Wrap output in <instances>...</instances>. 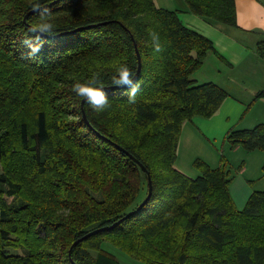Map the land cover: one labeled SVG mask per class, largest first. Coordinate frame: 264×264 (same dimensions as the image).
<instances>
[{
	"label": "trees",
	"instance_id": "16d2710c",
	"mask_svg": "<svg viewBox=\"0 0 264 264\" xmlns=\"http://www.w3.org/2000/svg\"><path fill=\"white\" fill-rule=\"evenodd\" d=\"M185 1L237 26L235 0ZM33 2L55 30L30 56L21 41L39 13L25 19L28 0H0V264H122L106 243L143 264H264V191L239 209L224 156L216 168L196 159L195 178L175 167L185 123L229 97L193 78L213 42L155 0ZM122 63L139 85L134 103L131 86L112 84ZM94 73L111 87L100 113L72 92ZM226 140L264 151V123Z\"/></svg>",
	"mask_w": 264,
	"mask_h": 264
},
{
	"label": "crops",
	"instance_id": "0c3cea01",
	"mask_svg": "<svg viewBox=\"0 0 264 264\" xmlns=\"http://www.w3.org/2000/svg\"><path fill=\"white\" fill-rule=\"evenodd\" d=\"M182 1L184 4L181 2L180 7L171 10H179L183 23L210 39L215 48V52L209 53L193 78L199 83L214 82L229 93V97L214 116L195 117L192 121H187L188 126L183 127L175 167L192 176L196 173L192 174L191 163L198 156L213 168L220 165L214 150L216 146H212L215 156L210 153L208 157H204L206 148L210 149L209 143L218 142V138L223 137L225 141L228 132L236 128L248 129L264 123V95L259 96L260 92H264V56L259 53L260 46L264 47V0H235L237 26L205 20L191 13L186 1ZM168 3L172 5L173 0ZM211 63L213 68L210 70ZM185 128L189 130L191 138L192 135L200 137L199 131L206 137L200 138L201 148L191 161L188 160L187 154L190 153L191 138L184 135ZM182 147L185 150L181 154ZM249 171V167L240 166L235 171L230 185L232 198L239 209L245 207L253 192L250 180H243L241 177ZM236 183L239 188L235 186L232 192V186Z\"/></svg>",
	"mask_w": 264,
	"mask_h": 264
},
{
	"label": "clouds",
	"instance_id": "9594fccd",
	"mask_svg": "<svg viewBox=\"0 0 264 264\" xmlns=\"http://www.w3.org/2000/svg\"><path fill=\"white\" fill-rule=\"evenodd\" d=\"M33 11L39 13L37 20L30 23L28 32L31 35L26 36L21 42L29 49V55L35 56L43 47L44 38L54 34L55 24L51 9H44L39 3L28 0ZM154 42L156 52L161 51L159 34L149 30ZM112 84L116 87L131 86L128 88L129 102H135V94L139 88L138 83L134 80L133 74L127 64H120L115 74L112 76ZM72 92L82 98L97 113L105 111L110 107L109 98L104 91L103 81L99 74L94 73L83 82L76 81L72 85Z\"/></svg>",
	"mask_w": 264,
	"mask_h": 264
},
{
	"label": "rangeland",
	"instance_id": "374dc122",
	"mask_svg": "<svg viewBox=\"0 0 264 264\" xmlns=\"http://www.w3.org/2000/svg\"><path fill=\"white\" fill-rule=\"evenodd\" d=\"M155 1H156V4L158 7L166 8V9H170V10L172 8H175V7H180L181 2H182V4H184V2L182 0H173V4H172L173 6L168 3V1H171V0H155ZM210 66H211L210 67V70H211V68H213L212 63L210 64ZM188 124L189 123L186 122L184 126H186V125L188 126ZM236 129H238V128H236ZM193 132H194V130H193ZM189 134H190L189 130H187V128H185L184 129V135L186 137H190ZM195 134L197 135L196 132H195ZM199 134H200V137L198 135L197 136L192 135V138L190 137L191 138V140H190V153L187 152L188 160H190V161L194 158L196 152L201 148V145H202L201 139L206 138L200 131H199ZM224 143H225V145H223ZM213 145L216 146L214 148V150L217 154L216 156L219 157V164H220L222 156H224L233 166L232 177L234 174H236L235 171H237V169L240 166L247 167V168L249 167L250 171L248 173H246L245 175L241 176L242 179L247 180V181L250 180L249 182H251V184L253 185V192L254 191H264V170H263L264 151L256 150V151L249 152V151H246L244 148H234L233 149L231 147V144L226 140V137H225V141H224V137H223V139L218 138V142H212V143L208 144L210 149L206 148L207 152L204 154L205 158L208 157V155L210 153H212L213 156H215L214 151L212 149ZM181 149H182V152H181V154H182L184 152L185 148L182 147ZM213 156H212V159H213ZM196 159H201V160L205 161V159H203L200 156L196 157L195 160ZM205 162L208 163L207 161H205ZM3 169H4V167L2 166V168H0V171H2ZM191 169H192V174L196 173L195 175H192L191 177L195 178L201 174L200 170H198L194 166V162L191 163ZM186 174H188V173H186ZM235 186L238 187L237 183H236V185L232 186V192H233V190H235ZM106 246H107V248L112 250L115 253V255H117V257L119 258V260L122 264H143L142 262H140V261L134 259L133 257L125 254L120 249H118L112 245H111L112 246V248H111L109 243H106ZM10 251H12L14 253L17 252V250H14V249H11Z\"/></svg>",
	"mask_w": 264,
	"mask_h": 264
},
{
	"label": "water",
	"instance_id": "95a60500",
	"mask_svg": "<svg viewBox=\"0 0 264 264\" xmlns=\"http://www.w3.org/2000/svg\"><path fill=\"white\" fill-rule=\"evenodd\" d=\"M34 12H35V11H33V10H31L30 12H28L27 15L25 16V19H27V18H28L31 14H33ZM138 58H139V68H138V73H139V72H140V67H141V65H140L141 60H140V55H139V53H138ZM138 73H137V75H138ZM137 75H136V76H137ZM109 89H111V87H104V91L109 90ZM84 102H85V101L83 100V104H84ZM136 161H137V160H136ZM141 166H142V168L145 169V167H144L143 165H141ZM151 191H152V187H151V178H150V176H149V195H148L147 198L144 200L143 204L147 201L148 197H149L150 194H151ZM143 204H142V205H143ZM86 237H87V236L78 239V240L74 243V245L77 244V243H79V242H81V241H83Z\"/></svg>",
	"mask_w": 264,
	"mask_h": 264
}]
</instances>
